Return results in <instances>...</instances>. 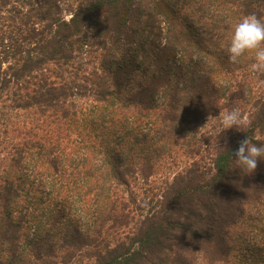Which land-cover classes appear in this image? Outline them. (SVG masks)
Here are the masks:
<instances>
[{
    "label": "trees",
    "instance_id": "1",
    "mask_svg": "<svg viewBox=\"0 0 264 264\" xmlns=\"http://www.w3.org/2000/svg\"><path fill=\"white\" fill-rule=\"evenodd\" d=\"M251 14L0 0V264H264V160L231 154L264 143V74L226 51ZM233 108L251 125L220 133Z\"/></svg>",
    "mask_w": 264,
    "mask_h": 264
},
{
    "label": "clouds",
    "instance_id": "2",
    "mask_svg": "<svg viewBox=\"0 0 264 264\" xmlns=\"http://www.w3.org/2000/svg\"><path fill=\"white\" fill-rule=\"evenodd\" d=\"M91 31L84 26L82 34L88 32L90 36ZM226 51L229 62L233 64H238L245 53H253L255 62L251 65V70L264 74V21L255 14L244 16L235 25ZM218 124L220 133L232 128L243 131L251 125V120L244 116L239 108H233L220 116ZM231 154L235 158L237 168L243 170L244 174L251 175L257 168L258 160H264V143H252L246 138L239 142L238 148Z\"/></svg>",
    "mask_w": 264,
    "mask_h": 264
},
{
    "label": "rangeland",
    "instance_id": "3",
    "mask_svg": "<svg viewBox=\"0 0 264 264\" xmlns=\"http://www.w3.org/2000/svg\"><path fill=\"white\" fill-rule=\"evenodd\" d=\"M41 194H43L42 191H41Z\"/></svg>",
    "mask_w": 264,
    "mask_h": 264
}]
</instances>
